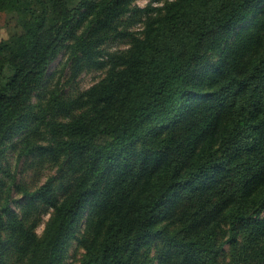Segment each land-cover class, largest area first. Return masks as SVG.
Segmentation results:
<instances>
[{
  "label": "trees",
  "instance_id": "obj_1",
  "mask_svg": "<svg viewBox=\"0 0 264 264\" xmlns=\"http://www.w3.org/2000/svg\"><path fill=\"white\" fill-rule=\"evenodd\" d=\"M260 1L0 0V264H264Z\"/></svg>",
  "mask_w": 264,
  "mask_h": 264
},
{
  "label": "rangeland",
  "instance_id": "obj_2",
  "mask_svg": "<svg viewBox=\"0 0 264 264\" xmlns=\"http://www.w3.org/2000/svg\"><path fill=\"white\" fill-rule=\"evenodd\" d=\"M78 0H70L71 4H75ZM151 5H160L162 2L161 0H133V5H136L138 7H144L147 4ZM258 5L255 7H261L264 5V2L260 1L257 3ZM251 16V15H250ZM1 23V22H0ZM249 22L241 23L239 28L244 29L248 26ZM133 29H140V24H134L132 26ZM7 32L5 28L0 29V38L6 37ZM126 42L122 41H114L111 43L106 44V48L110 51L114 50H122L127 47ZM51 73V75H50ZM103 71L101 70H88L83 71L80 73V75L76 78V81L71 82L70 84L66 85L67 90H74V89H80L84 90L97 82L102 76ZM68 76V68L66 67V56L63 52H61L58 57L52 62L50 69L48 70V75L46 77L45 84L48 85V87H52V85H55V83L58 80H61V83L65 84L66 78ZM33 102L36 101L35 98L32 99ZM47 215L43 217L42 222L37 227L36 231L37 233H41L44 227V222L46 221ZM85 224V216H83L78 224V229L81 231L84 228ZM83 253V249L79 248L76 241H72L71 245L69 246L68 255H67V263L68 264H74L77 263V260L80 258L81 254Z\"/></svg>",
  "mask_w": 264,
  "mask_h": 264
}]
</instances>
